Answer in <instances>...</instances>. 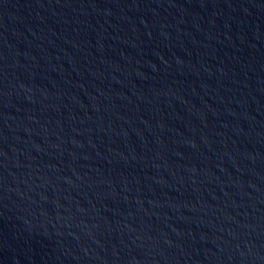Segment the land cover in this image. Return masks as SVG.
Here are the masks:
<instances>
[{"label": "water", "instance_id": "1", "mask_svg": "<svg viewBox=\"0 0 264 264\" xmlns=\"http://www.w3.org/2000/svg\"><path fill=\"white\" fill-rule=\"evenodd\" d=\"M0 264H264V0H0Z\"/></svg>", "mask_w": 264, "mask_h": 264}]
</instances>
